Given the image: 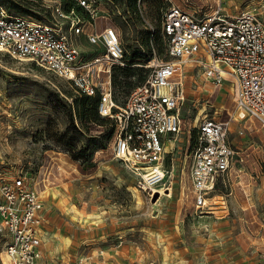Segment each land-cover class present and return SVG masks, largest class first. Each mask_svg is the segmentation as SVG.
I'll return each mask as SVG.
<instances>
[{
	"label": "rangeland",
	"instance_id": "obj_1",
	"mask_svg": "<svg viewBox=\"0 0 264 264\" xmlns=\"http://www.w3.org/2000/svg\"><path fill=\"white\" fill-rule=\"evenodd\" d=\"M0 1L15 13L41 21H55L72 3ZM100 1L108 8L109 21L98 19L99 27L115 25L125 47V64L113 69L119 104L131 93L137 65L150 53L152 44L147 40L153 38L159 53H165L162 20L171 1L201 15L215 12L219 1L230 13L254 8L264 12V0ZM60 20L66 26V19ZM79 41L87 53L101 51L86 36ZM137 71L142 79L147 73L145 68ZM184 75L183 127L170 142L167 160L171 171L166 183L172 185V194L154 199L139 190L135 176L112 157L115 123L86 118L84 129L89 135H83L71 116L72 112L75 123L82 125L83 93L33 61L0 51V170L15 174L24 169L38 182V189L47 190L46 237L53 254L69 264L85 247L91 252L104 250L107 264H139V258L144 264L154 260L155 264H264V174L258 177L256 171L250 179L245 175L243 184L239 177L236 187L233 181L223 184L221 191L231 194L226 205L219 204L220 197L215 199L216 214L194 213L191 197L185 205L188 211L180 213L185 158L193 149L199 118L210 110V103L217 104L220 92L195 66L184 67ZM229 88L223 92L234 95L232 86ZM87 106H91L89 102ZM255 122L248 123L242 139L253 141L250 151L256 149L260 157L250 164L264 173V127ZM73 154L79 159L74 160ZM82 167L92 172H83ZM121 238L124 246L116 253ZM2 245L0 240V251Z\"/></svg>",
	"mask_w": 264,
	"mask_h": 264
},
{
	"label": "built area",
	"instance_id": "obj_2",
	"mask_svg": "<svg viewBox=\"0 0 264 264\" xmlns=\"http://www.w3.org/2000/svg\"><path fill=\"white\" fill-rule=\"evenodd\" d=\"M60 15L55 21H41L12 12L0 1V51L33 61L82 93L98 97L99 114L116 126L112 157L125 164L137 188L151 198L172 194V185L166 183L171 171L167 160L170 142L183 127L184 67L195 66L215 86L233 82L234 114L222 120L204 112L199 118L178 198L180 213L188 211L190 197L191 209L199 215L215 212L218 197L219 204L226 205L228 193L221 186L233 171H244L250 155L232 144V123L254 118L264 127L262 16L252 9L230 13L220 1L215 12L201 15L171 1L162 20L165 53H159L152 38V51L134 71L133 89L119 104L113 69L125 64V47L115 25L99 27L98 19L109 21L107 6L100 0H72ZM82 35L101 51L85 52ZM138 68L147 72L143 79ZM37 185L24 169L15 174L0 170V264H51L44 249V190ZM76 264L94 263L86 256Z\"/></svg>",
	"mask_w": 264,
	"mask_h": 264
},
{
	"label": "crops",
	"instance_id": "obj_3",
	"mask_svg": "<svg viewBox=\"0 0 264 264\" xmlns=\"http://www.w3.org/2000/svg\"><path fill=\"white\" fill-rule=\"evenodd\" d=\"M263 7H264V5H263ZM258 9L259 8H254L252 10H255L256 12H258L262 16V18L264 19V15H263L264 12H260ZM198 71L203 75V73L200 70H198ZM207 81H209V80H207ZM231 86L234 89V95L231 92H229V93L223 92L225 90H230L229 87H231ZM214 88L215 89L219 88V91H220L219 97L217 100V104H216V102L210 103V110L208 111V113L210 115L218 118V119H222V120L228 119L229 114H234V112H235L236 90H235L234 84L230 79H228L222 85L215 86ZM232 107H233V110H231ZM255 121H257V120L254 118H247V119L241 120V121H234L232 123V126H231L230 140H231L232 144L238 149L247 150V152H249V154H250L249 157L247 158V162L244 165V171L242 173H239L236 175H234L232 173L230 176V181H233V186H235V187H236L237 180L239 179V177L241 180L240 182L242 183V180H243L245 175L249 176L248 179H250L252 174L256 171H257L258 177H262V175L264 174L263 171L261 170V168L258 169V166H253L252 164H250V161H252V163L254 164L255 162L258 161V158L260 157V156H257L258 151L256 149L253 151H250L251 147L253 146L252 145L253 141L250 138H246L244 141L242 139V137L245 136L246 130L249 128L248 123L251 122V124H253ZM254 145L256 146V144H254ZM42 190H44V189H42ZM46 191L47 190H44V194H43L44 215H45V224H44V228H45V235H44L45 259L47 261H49L51 264H64V263L69 264L67 259H65V258L63 259L61 256L55 255L50 251V241L46 237V235L49 233L48 229L46 228V222H47ZM230 194L231 193H228L227 196H229ZM216 212L217 211L215 210V212H210L208 214H216ZM202 215H207V214H202ZM124 241H125L124 238H121L120 242H123L122 246L118 247V244L120 242L118 244H116V253H118L119 248L124 246ZM99 251L91 252V251H88V249L86 247L82 248L76 252L73 264H76L78 259H80L82 257H86V256H91L94 264H107L108 262H107V258L105 257V254H104V250H99ZM99 256H101V257H99ZM136 261L139 264H144V262H145V260L143 258H139V260L137 259ZM139 261H142V263ZM154 262L156 263V260H154ZM149 263L150 262H147L146 264H149Z\"/></svg>",
	"mask_w": 264,
	"mask_h": 264
},
{
	"label": "trees",
	"instance_id": "obj_4",
	"mask_svg": "<svg viewBox=\"0 0 264 264\" xmlns=\"http://www.w3.org/2000/svg\"><path fill=\"white\" fill-rule=\"evenodd\" d=\"M136 0H134L135 2ZM9 8V7H8ZM10 9V8H9ZM10 11L12 12H15L13 10L10 9ZM149 43L151 44V41L149 42L147 40V44L149 45ZM155 43V41H154ZM156 46V45H155ZM149 50L150 52L152 51V48H150V45H149ZM134 75V74H133ZM132 75V76H133ZM132 82V89L134 87V82L133 80L131 81ZM114 88H115V91H116V87H115V84H114ZM115 91H114V97L116 99V95H115ZM132 91V90H131ZM82 100H83V106L82 108L79 110V113H80V119L82 121V125L81 124H76L75 123V120H74V117H73V113L71 112V116H72V120H73V124H74V127L80 131L83 135H89L86 130L84 128H86V123L83 121L84 119L86 118H89L91 119L92 121L96 122H112L110 119L106 118V117H103L99 114V111H98V97H91V96H88L86 94L83 93V96H82ZM88 102L90 103V107L87 106ZM72 158L74 160H78L79 159V156L76 155V154H73L72 155ZM83 172H86V173H89V172H92V170H87V168H84L82 167L81 168ZM93 169V168H92Z\"/></svg>",
	"mask_w": 264,
	"mask_h": 264
},
{
	"label": "water",
	"instance_id": "obj_5",
	"mask_svg": "<svg viewBox=\"0 0 264 264\" xmlns=\"http://www.w3.org/2000/svg\"><path fill=\"white\" fill-rule=\"evenodd\" d=\"M159 197V194L156 193L155 196L153 197L154 199L158 198Z\"/></svg>",
	"mask_w": 264,
	"mask_h": 264
},
{
	"label": "bare ground",
	"instance_id": "obj_6",
	"mask_svg": "<svg viewBox=\"0 0 264 264\" xmlns=\"http://www.w3.org/2000/svg\"><path fill=\"white\" fill-rule=\"evenodd\" d=\"M168 195V194H167Z\"/></svg>",
	"mask_w": 264,
	"mask_h": 264
}]
</instances>
